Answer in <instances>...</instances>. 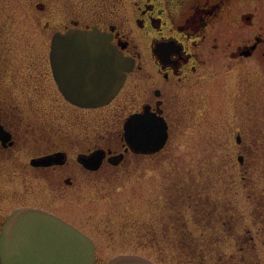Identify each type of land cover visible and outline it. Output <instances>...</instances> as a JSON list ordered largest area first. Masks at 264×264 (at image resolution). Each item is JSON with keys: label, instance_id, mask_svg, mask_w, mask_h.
Segmentation results:
<instances>
[{"label": "flooded vegetation", "instance_id": "obj_1", "mask_svg": "<svg viewBox=\"0 0 264 264\" xmlns=\"http://www.w3.org/2000/svg\"><path fill=\"white\" fill-rule=\"evenodd\" d=\"M33 3L48 46L43 63L26 65L34 68L33 74L15 75L14 67L24 66L11 62L13 43L0 27V168L11 169L10 180L43 184L52 196L44 200L45 206L21 201L6 213L0 211V234L11 212L23 206L43 208L83 229L60 212L61 201L68 205L71 193L85 184L145 179L147 171H133L156 167L177 121L186 119V125L193 116L217 114L222 100L230 105L224 127L235 137L238 164L252 166L254 152H264V0ZM95 29L134 65L110 103L85 107L64 88L72 75L55 74L51 49L56 35ZM41 99L50 106L36 105L34 100ZM132 116L137 133L142 123L166 122L169 138L161 151L143 153L130 147L126 122ZM95 153L101 156L97 164L89 160ZM262 194L257 199L264 200ZM259 204L261 208L249 209L250 222L235 223L234 214L210 221L226 234L216 243L228 239L234 246L229 253L219 251L217 264H264V204Z\"/></svg>", "mask_w": 264, "mask_h": 264}, {"label": "rangeland", "instance_id": "obj_2", "mask_svg": "<svg viewBox=\"0 0 264 264\" xmlns=\"http://www.w3.org/2000/svg\"><path fill=\"white\" fill-rule=\"evenodd\" d=\"M27 1L0 0V27L13 43L11 62L24 66L20 72L14 67L15 75L28 76L34 68L26 65L45 60L48 46L35 18V0H29V7ZM34 102L40 107L50 106L46 100ZM227 106L222 100L217 114L193 116L186 125V119L178 120L156 167L133 171H147L145 179L85 184L71 193L68 205L60 202V212L95 239L97 264L121 253L143 255L159 264H217L219 251L234 249L228 239L216 243L226 234L209 223L222 214H234L235 223L241 219L247 223L249 209L262 207L259 202L264 204V200L257 198L264 193V152H254L252 166L238 164L235 137L224 127ZM228 157L229 164L219 160ZM10 171L9 167L0 168V198H5L0 211L6 213L21 201L47 204L44 200L52 194L43 184L10 180ZM165 216L169 222L163 220ZM174 248L180 251L176 253Z\"/></svg>", "mask_w": 264, "mask_h": 264}, {"label": "water", "instance_id": "obj_3", "mask_svg": "<svg viewBox=\"0 0 264 264\" xmlns=\"http://www.w3.org/2000/svg\"><path fill=\"white\" fill-rule=\"evenodd\" d=\"M51 63L55 74L72 75V82L64 87L68 96L78 105L99 107L117 94L134 60L120 53L104 33L95 29L56 35ZM136 128V117L129 118L126 138L135 151L156 152L167 142V124L160 119L151 125L142 123L140 133ZM89 160L98 163L100 155ZM0 257L2 264L97 263L96 246L90 236L59 216L34 207L17 208L11 213L0 235ZM105 264L157 263L137 254H120Z\"/></svg>", "mask_w": 264, "mask_h": 264}, {"label": "trees", "instance_id": "obj_4", "mask_svg": "<svg viewBox=\"0 0 264 264\" xmlns=\"http://www.w3.org/2000/svg\"><path fill=\"white\" fill-rule=\"evenodd\" d=\"M179 251H180V249H177V250H176V248H174V252L178 253ZM182 251H184V250L182 249L181 252H182Z\"/></svg>", "mask_w": 264, "mask_h": 264}]
</instances>
